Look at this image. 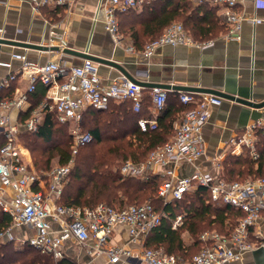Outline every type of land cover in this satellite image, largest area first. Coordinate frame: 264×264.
I'll list each match as a JSON object with an SVG mask.
<instances>
[{
	"label": "built area",
	"instance_id": "obj_1",
	"mask_svg": "<svg viewBox=\"0 0 264 264\" xmlns=\"http://www.w3.org/2000/svg\"><path fill=\"white\" fill-rule=\"evenodd\" d=\"M27 1L36 12L41 8H62L65 11L73 3V0ZM152 1L155 0H98L96 15L102 13L105 30L116 44H121L123 37L119 33L117 15L140 9ZM208 1L221 7L223 22L230 33L237 32L244 21L253 25L264 23V18L246 19L238 8L239 0ZM251 1L255 8H264V0ZM2 32L0 28V35ZM210 44L195 42L182 24L174 22L158 38L146 43L142 54L150 57L161 46L206 47ZM126 49L135 51L131 45ZM18 57L22 64L16 73L9 75L8 81L23 78L27 82L25 91L12 99L0 101V110L4 112L0 114V211L11 219L9 226L0 231V244L6 241L18 246L28 244L55 262L65 258L63 246L73 240L84 247L90 258L104 256L110 264H225L239 261L261 241L258 226L264 219V176L227 182L219 178L220 161H217L213 172L202 171L196 165L204 153L202 129L210 110L222 103L220 97L209 93L178 92V101L186 110L182 112L171 139L151 150L144 161L126 160L117 170L124 177L140 180L157 176L159 183L155 195L164 205L180 200L198 187L207 188L213 201L228 204L242 213L230 235L201 234L200 240L208 246L191 260H183L175 254L142 247L145 236L159 225L162 217L167 216L149 202L123 206L57 204L78 147L92 140L91 134L80 128L82 112L86 108L105 110L110 102L130 101L131 110L140 113L144 87L126 77L104 85L98 65L87 59L80 66H68L56 59L38 64L28 62L23 55ZM0 66L10 68L9 63L0 62ZM37 83L46 87L45 98L31 111L23 129L35 131L42 115L52 113L59 123L68 125L71 137L69 162L62 166L56 164L43 174L38 173L25 157V148L18 141L19 131L6 114L13 108L22 110ZM149 92L153 116L138 118L140 132L158 128L157 116L165 108L167 100V89L154 86ZM258 129L264 133V122L256 121L235 143L244 147L254 159L258 157L254 134ZM185 165L193 167L189 174L183 171ZM171 224L173 229L180 226L182 215L172 219ZM14 228H23L22 238L13 235ZM117 228H123L126 237L114 241ZM253 230L254 239L258 242L249 239ZM134 244L141 245L140 249L135 251L132 248Z\"/></svg>",
	"mask_w": 264,
	"mask_h": 264
},
{
	"label": "crops",
	"instance_id": "obj_2",
	"mask_svg": "<svg viewBox=\"0 0 264 264\" xmlns=\"http://www.w3.org/2000/svg\"><path fill=\"white\" fill-rule=\"evenodd\" d=\"M190 1L193 6L202 3L212 6L222 23L220 30L209 39L195 40L191 36L195 42L211 44L206 47L161 46L157 47L150 57H146L142 51L134 47L129 36L126 37V43L125 40L121 44L113 41L104 28L102 13L96 15L98 0H73L68 10L41 8L37 12L27 0H0V28L3 30L0 39L15 44H0V62L10 64V68L0 66V101L14 98L17 93L24 92L27 86L26 80L21 77L8 81L9 75L16 73L22 64L18 56H25V60L31 63L43 64L48 59H56L68 66H80L85 59L65 51L71 50L87 52L91 56L112 61L139 82L169 86L162 87L168 90L169 95L187 92L174 89L186 87L198 90L191 93L212 90L255 103L264 102V23L253 25L244 21L237 32L230 33L223 22L221 7L213 5L208 0ZM142 8L134 10V13L140 14ZM238 8L246 19L264 18V8H255L251 0H239ZM130 24L138 23L136 20L135 23L124 20L121 27L125 33ZM140 35H142L140 39L145 42L151 39L149 33L140 32ZM127 45H131L135 51H128ZM44 47L51 50L45 51L42 49ZM96 64L104 85L124 77V74L115 67ZM150 88L144 87L141 110L144 113L143 118L153 116L151 102H147V97L150 99ZM44 98L45 95L35 104L29 95L28 102L22 110L13 108L6 113L11 124L19 131L18 141L25 148V157L31 165L33 162L30 152H27L28 149L22 144L20 136L25 132L23 125L31 111L35 110ZM221 99L222 103L210 110L209 118L202 129L204 153L196 161V165L202 171L213 172L217 161L222 163L227 154H243L246 149L235 144L237 138L246 133L256 121L264 122V107L253 108L234 100ZM2 113L4 112L0 110V114ZM45 115H42L40 122ZM256 151L258 157L255 159L251 157L253 160L259 158V152L257 149ZM192 170L193 167L188 165L183 168L185 174ZM7 191L10 192L8 189ZM258 228L262 234L259 241L262 244L259 245V242L255 241L253 230L249 239L251 242H258L257 246L246 252L239 261L225 264H264V219L259 222ZM125 237L126 232L123 228L115 230L114 241ZM140 247L139 244L132 245L135 251ZM63 251L64 259L73 264H110L104 256L90 258L84 247L73 240L64 244Z\"/></svg>",
	"mask_w": 264,
	"mask_h": 264
},
{
	"label": "trees",
	"instance_id": "obj_3",
	"mask_svg": "<svg viewBox=\"0 0 264 264\" xmlns=\"http://www.w3.org/2000/svg\"><path fill=\"white\" fill-rule=\"evenodd\" d=\"M117 19L119 30H122L124 20L130 23H135L136 20L138 24H130L126 28V34L140 51L149 42L140 39V32L149 33L151 41L158 38L171 23L180 21L193 39L204 40L213 37L222 24L212 6L206 3L193 6L190 0H155L145 5L140 14L131 10L117 15ZM45 92L46 87L37 83L30 97L37 104L43 99ZM130 107V101L119 104L110 102L105 110L86 108L82 112L80 128L83 132L90 133L92 140L78 147L57 204L94 206L104 203L123 206L149 202L157 211L167 216L162 217L159 225L145 236L144 248L178 254L183 260H191L208 246V243L199 238L203 232L211 230L228 236L242 213L228 204L213 201L205 187H198L180 200L164 205L155 195L159 183L157 176L140 180L124 177L118 170H110V166L120 161H144L151 150L171 139L179 114L186 110L178 101L177 94H168L165 108L157 117L158 128L140 132L137 120L144 113H133ZM254 134L259 136L255 141L259 158L253 160L247 150L240 155L227 154L222 162L219 178L231 182L264 176V133L258 129ZM20 140L29 150L38 173L48 172L51 160L55 157L61 166L71 159L68 125L59 123L52 113L44 116L35 131L23 132ZM177 215H182V224L173 229L171 221ZM10 220L7 214L0 211V231L9 226ZM185 235L189 236L190 242L185 241ZM0 264L73 263L66 259L55 262L50 256L28 244L17 246L12 241H6L0 244Z\"/></svg>",
	"mask_w": 264,
	"mask_h": 264
},
{
	"label": "water",
	"instance_id": "obj_4",
	"mask_svg": "<svg viewBox=\"0 0 264 264\" xmlns=\"http://www.w3.org/2000/svg\"><path fill=\"white\" fill-rule=\"evenodd\" d=\"M0 44L15 45L14 43H11V42H8V41L2 40V39H0ZM42 49L45 50V51L51 50L50 48H47V47H44ZM65 51H66V53H72L73 55H77V56L81 57L82 59H87V60H91V61H93L95 63H98V64H104V65H109V66L115 67L118 70H120L121 73L124 74V77H126L127 79L137 83L138 85H140L142 87L158 86V85H154V84H147V83H144V82H139V81L133 79L131 76L126 74L124 72V70L119 65L115 64L112 61H109V60H106V59H103V58H98V57H95V56H91L87 52L79 53V52H74V51H71V50H65ZM160 87H169V86H160ZM174 89H180L182 91L184 90V91H187V92H196V91H198L195 88H186V87L185 88L177 87V88H174ZM204 91H205L204 93L213 94V95H216L218 97H221V98H224V99H228V100H234V101H236V102H238L240 104H244V105H247V106H250V107H253V108L264 107V102L255 103V102L250 101V100H244V99H241V98H236L234 96H231V95H228V94H222L220 92H216V91H212V90H204Z\"/></svg>",
	"mask_w": 264,
	"mask_h": 264
},
{
	"label": "rangeland",
	"instance_id": "obj_5",
	"mask_svg": "<svg viewBox=\"0 0 264 264\" xmlns=\"http://www.w3.org/2000/svg\"><path fill=\"white\" fill-rule=\"evenodd\" d=\"M177 23H180V24H182L180 21L179 22H177ZM119 33H120V35L123 37V40H125V43H126V37H127V34L123 31V30H119ZM181 114L182 113H180L179 114V116H178V118H177V120H176V124H178L179 123V121H180V117H181ZM174 129H175V126H174ZM23 144V143H22ZM24 145V144H23ZM31 155V154H30ZM73 159H74V157H73ZM57 157H55V158H53L52 160H51V163H50V167H52V166H54V165H56L57 164ZM128 160H130V159H128ZM31 162H33L32 161V157H31ZM122 162L120 161V162H117V163H115V164H113L112 166H110V170H113V171H116L117 169H118V166L121 164ZM22 229L23 228H14L13 230H12V232H13V235L16 237V238H22L23 237V231H22ZM217 233V234H219V235H223V234H220V233H218V232H215V231H209V230H207V231H205V232H203V233ZM202 233V234H203ZM225 236V235H224ZM184 239H185V241H187V242H190L191 240H190V238H189V236H187V235H185L184 236ZM176 255H178V254H176ZM178 256H181V255H178Z\"/></svg>",
	"mask_w": 264,
	"mask_h": 264
}]
</instances>
